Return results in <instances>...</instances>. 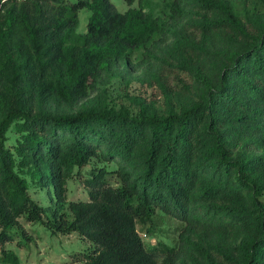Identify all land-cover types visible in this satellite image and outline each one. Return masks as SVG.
Segmentation results:
<instances>
[{"label":"trees","instance_id":"1","mask_svg":"<svg viewBox=\"0 0 264 264\" xmlns=\"http://www.w3.org/2000/svg\"><path fill=\"white\" fill-rule=\"evenodd\" d=\"M127 1L0 0L1 262L21 264L25 216L92 241L86 264H264V0ZM115 77L157 84L163 108L112 105ZM86 166L89 199L68 201ZM49 182L47 207L30 187ZM157 210L177 244L145 242Z\"/></svg>","mask_w":264,"mask_h":264},{"label":"rangeland","instance_id":"2","mask_svg":"<svg viewBox=\"0 0 264 264\" xmlns=\"http://www.w3.org/2000/svg\"><path fill=\"white\" fill-rule=\"evenodd\" d=\"M116 6L125 11L129 8L127 0H112ZM240 1V0H239ZM156 11H160L164 0H152ZM132 5L137 6L138 0ZM91 9L82 7L79 10V23L77 29L84 32L88 29ZM167 81L170 84L177 82L178 76L189 77L187 73L175 72L167 69ZM108 100L112 105H130L136 111L137 105L130 98L131 95H141L147 99H153L158 107L163 108V92L157 84H149L147 81L133 79L126 83L121 77L113 78L107 85ZM13 130L11 131V133ZM95 160H92V164ZM111 166H116L111 162ZM89 166L83 167L81 172L75 171L68 180L67 200L89 199V192L84 184ZM111 181L116 183V177ZM31 194L43 205L50 207L55 204L53 197V185L51 182L45 185L31 184ZM20 224L13 229V238L6 242V246L14 249L20 256L21 264H65L72 260L81 258L85 252L91 251L94 247L92 241L81 236L77 231L70 233L55 232L52 228L41 221H29L25 216L19 218ZM155 232L150 234L141 231L147 244L155 245L159 240L178 243L183 223L169 214L157 210L154 216ZM1 256V252H0ZM0 264L2 263L0 260ZM158 264H161L159 262Z\"/></svg>","mask_w":264,"mask_h":264},{"label":"built area","instance_id":"3","mask_svg":"<svg viewBox=\"0 0 264 264\" xmlns=\"http://www.w3.org/2000/svg\"><path fill=\"white\" fill-rule=\"evenodd\" d=\"M87 259L85 257H81L79 259L76 260H72L69 263H65V264H86ZM5 264H10V263H5Z\"/></svg>","mask_w":264,"mask_h":264}]
</instances>
